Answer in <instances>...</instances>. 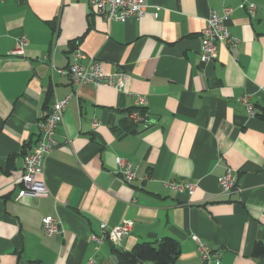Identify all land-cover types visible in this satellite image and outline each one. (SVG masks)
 <instances>
[{
  "label": "crops",
  "instance_id": "0c3cea01",
  "mask_svg": "<svg viewBox=\"0 0 264 264\" xmlns=\"http://www.w3.org/2000/svg\"><path fill=\"white\" fill-rule=\"evenodd\" d=\"M146 2L142 19L108 24L88 0H0V58L20 37L28 42L0 68V264H113L116 248L95 249L90 234L123 223L131 230L121 251L171 238L177 264H206L196 236L220 264H264V252L254 254L264 248V0ZM223 8L233 10L226 27L238 45H218L214 61L202 64L201 32ZM75 49L104 74L124 70V87L72 85L58 71ZM137 95L147 101L146 127L128 120ZM67 96L57 147L38 176L48 196L17 202L15 181L40 117ZM243 96L255 116L237 102ZM118 157L137 169L130 184L117 174ZM227 168L236 188L222 193ZM170 182L195 188L177 193ZM48 216L62 234H44Z\"/></svg>",
  "mask_w": 264,
  "mask_h": 264
},
{
  "label": "built area",
  "instance_id": "2783aa9c",
  "mask_svg": "<svg viewBox=\"0 0 264 264\" xmlns=\"http://www.w3.org/2000/svg\"><path fill=\"white\" fill-rule=\"evenodd\" d=\"M91 13L106 23H125L129 19L140 20L148 13L146 0H88ZM253 11L252 6L248 8ZM231 8H223L221 12L216 10L209 13L206 24L201 32L200 62L209 64L214 61L217 54L218 45L225 48H232L238 45V41L231 37L226 27V22L232 15ZM151 16L156 18L157 13L151 12ZM28 42L25 37L16 40L15 45L8 54L0 58V68L2 62L10 57H21ZM61 75H67L74 86L89 85L94 88L107 87L115 91H120L125 84L126 73L119 69L112 74L101 72L100 63L93 59H88L80 50L71 52L70 63L65 71H58ZM71 96L62 100H55L51 107L44 111L38 122V139L33 152L24 159L22 174L15 181L18 186L16 201L24 197L36 199L46 198L48 191L43 180L38 179L42 174L43 165L48 155L57 147L55 139L56 129L63 122V114L66 110ZM237 102L244 106L249 116H255L256 111L246 96L237 99ZM147 101L143 96H135L134 108L128 113V120L132 124H141L145 127L148 121L141 111L146 107ZM96 123L92 124L95 127ZM115 164L117 174H119L126 184L132 183L137 177V169L131 162L124 158H116ZM218 185L222 193L231 192L236 188V179L230 168H227L223 177L219 178ZM168 187L177 193L186 192L192 195L195 186L191 183L170 182ZM42 231L47 237L60 235L59 221L53 217H45L41 224ZM100 235L90 234V240L95 244V249L104 242H110L117 250L121 247V241L131 230V225L123 223L115 227H107L105 224L99 226ZM196 243V250L200 258L206 264H220V254L212 251L199 238L192 236ZM88 264H96L93 259Z\"/></svg>",
  "mask_w": 264,
  "mask_h": 264
},
{
  "label": "trees",
  "instance_id": "16d2710c",
  "mask_svg": "<svg viewBox=\"0 0 264 264\" xmlns=\"http://www.w3.org/2000/svg\"><path fill=\"white\" fill-rule=\"evenodd\" d=\"M264 120V115L261 116ZM117 264H177L180 255L178 243L171 238H164L158 243H137L131 251L114 250ZM264 252L261 245H256L255 255Z\"/></svg>",
  "mask_w": 264,
  "mask_h": 264
},
{
  "label": "water",
  "instance_id": "95a60500",
  "mask_svg": "<svg viewBox=\"0 0 264 264\" xmlns=\"http://www.w3.org/2000/svg\"><path fill=\"white\" fill-rule=\"evenodd\" d=\"M110 260H111V262H112L113 264H117V263H118L116 256H112V257L110 258Z\"/></svg>",
  "mask_w": 264,
  "mask_h": 264
}]
</instances>
